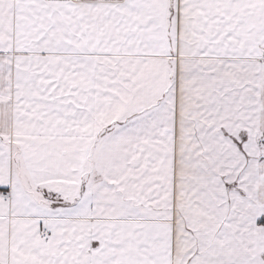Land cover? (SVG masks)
I'll use <instances>...</instances> for the list:
<instances>
[{"label": "snow or ice", "instance_id": "1", "mask_svg": "<svg viewBox=\"0 0 264 264\" xmlns=\"http://www.w3.org/2000/svg\"><path fill=\"white\" fill-rule=\"evenodd\" d=\"M0 264H264V0H0Z\"/></svg>", "mask_w": 264, "mask_h": 264}]
</instances>
